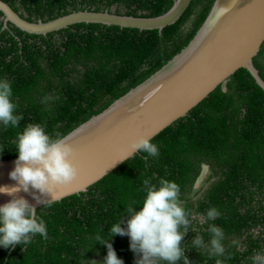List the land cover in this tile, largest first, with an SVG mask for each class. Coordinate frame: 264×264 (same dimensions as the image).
<instances>
[{"label":"trees","instance_id":"1","mask_svg":"<svg viewBox=\"0 0 264 264\" xmlns=\"http://www.w3.org/2000/svg\"><path fill=\"white\" fill-rule=\"evenodd\" d=\"M2 1L30 22H50L81 11L155 18L176 0ZM215 1L193 0L162 31L80 23L34 35L6 27L0 11V81L10 82L14 114L23 117L18 127L0 123V160L18 158L17 137L28 124L41 125L53 139L67 136L143 84L190 45ZM254 65L264 80V43ZM150 142L158 156L138 152L86 192L40 207L48 239L37 234L27 245L0 247V264H104L108 248L101 241L123 264H136L141 256L130 249V237H112L111 227L124 221L126 229L128 207L140 210L145 179L157 188L161 179L180 186L190 220L181 244L189 264H256L253 258L264 256V90L251 73L237 71ZM211 208L221 215L208 221ZM212 224L224 232L223 255L209 251ZM196 236L207 247L194 246Z\"/></svg>","mask_w":264,"mask_h":264},{"label":"water","instance_id":"2","mask_svg":"<svg viewBox=\"0 0 264 264\" xmlns=\"http://www.w3.org/2000/svg\"><path fill=\"white\" fill-rule=\"evenodd\" d=\"M193 0H176L164 15L140 18L109 11H81L50 22H30L0 0L5 26L12 23L29 34L48 35L80 23L144 30H160L179 21ZM264 43V0H216L204 25L190 45L164 68L117 100L107 110L79 126L67 137L74 149L78 178L48 196L30 188L16 194L36 210L86 192L138 152L130 145L138 138L153 140L207 99L239 70L246 69L264 90L254 65ZM0 160V187L16 186L9 177L15 161ZM41 196L45 203H38ZM11 196L0 193V206Z\"/></svg>","mask_w":264,"mask_h":264},{"label":"clouds","instance_id":"3","mask_svg":"<svg viewBox=\"0 0 264 264\" xmlns=\"http://www.w3.org/2000/svg\"><path fill=\"white\" fill-rule=\"evenodd\" d=\"M13 90L8 80L0 81V123L7 128L9 125L18 127L23 117L15 115L16 105L11 101ZM50 97L42 102H47ZM18 158L15 168L9 173L16 186L0 187V193L11 196L10 202L0 206V247L14 248L17 245H27L32 237L39 235L45 240L48 233L45 222L37 216V210L16 194L23 191L28 193L30 188L42 196H48L59 186H67L79 176V168L73 163L74 149L67 136L51 138L39 124H28L23 133L17 137ZM131 152H144L152 157L159 155L158 147L149 138L140 137L130 145ZM204 167L199 183L208 173ZM142 190L146 192L139 211L129 206L127 212V228H122L124 221L111 227L112 237L115 235L129 236L130 249L141 256L136 264H156L163 260L168 264H177L182 258L184 264L189 261L184 258L182 240L190 228L189 213L179 200L180 186L166 179L159 181V187L151 179L143 181ZM38 203H45L41 196H34ZM50 207L51 204L49 203ZM43 207V206H42ZM221 215L216 208L207 211L206 219L215 220ZM201 222H205L202 217ZM183 229V231H181ZM208 231L212 234L209 251L213 255H223L225 247L222 244L224 232L212 224ZM101 241V237H96ZM108 248L104 264H123L117 258L112 245L101 241ZM196 247H207L202 237L196 236L192 241ZM256 264H264V256L253 258ZM216 264H223L219 259Z\"/></svg>","mask_w":264,"mask_h":264},{"label":"flooded vegetation","instance_id":"4","mask_svg":"<svg viewBox=\"0 0 264 264\" xmlns=\"http://www.w3.org/2000/svg\"><path fill=\"white\" fill-rule=\"evenodd\" d=\"M4 20H5V18H4Z\"/></svg>","mask_w":264,"mask_h":264}]
</instances>
